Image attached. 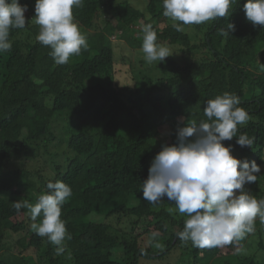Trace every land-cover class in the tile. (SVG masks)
I'll return each instance as SVG.
<instances>
[{"label":"trees","instance_id":"trees-1","mask_svg":"<svg viewBox=\"0 0 264 264\" xmlns=\"http://www.w3.org/2000/svg\"><path fill=\"white\" fill-rule=\"evenodd\" d=\"M126 1L84 0L73 8L87 49L57 65L50 47L36 39L35 0H20L28 7L26 27L11 29L12 48L0 52V264H140L141 258L160 260L175 249L194 264H264L244 254L248 244L253 248L254 232L227 244L232 254L220 255V246L187 245L178 238L186 219H176L175 202L165 197L154 205L142 197L151 162L162 145L175 143L181 118L185 125L206 120V102L225 92L238 96V106L249 114L237 135L246 133L254 143L252 148L236 145V138L223 143L232 147L234 158L255 161L264 180V29L247 21L246 0H234L226 17L198 25L165 17L163 0H148L147 12ZM148 23L156 43L180 55L170 53L151 64L140 58L135 72L127 57L116 60L112 38L144 56L141 25ZM228 23L235 30L223 37L219 30H227ZM149 68L155 74L141 79L139 70ZM52 145L62 153L50 152ZM37 155L46 157L48 168L28 170L25 162ZM16 159L21 164L13 171ZM58 180L72 190L61 211L71 236L63 254L30 227L42 217L33 221L26 208L17 212L13 206L21 199L35 204L48 191L47 183ZM259 181L257 200L264 199ZM124 219L131 221L132 233L119 235L117 228L113 233L111 221L117 225ZM144 221L154 233L144 230ZM261 225L254 221L264 250ZM139 228L143 231L136 233ZM11 233H25L16 252L4 245Z\"/></svg>","mask_w":264,"mask_h":264},{"label":"clouds","instance_id":"clouds-1","mask_svg":"<svg viewBox=\"0 0 264 264\" xmlns=\"http://www.w3.org/2000/svg\"><path fill=\"white\" fill-rule=\"evenodd\" d=\"M84 0H35V23L39 26L37 41L50 47L55 64H66L70 57L87 49L85 36L74 22L73 8L83 6ZM234 0H163V15L183 25L201 24L228 15ZM27 5L20 0H0V52L10 51L11 29L26 27ZM246 19L254 27L264 29V0H246L243 5ZM183 31L180 23H173ZM235 26L228 23L227 30L220 29L223 37L231 35ZM144 59L151 64L163 62L171 56L170 49L156 43L157 33L152 24H142ZM264 70V65H261ZM240 99L225 92L206 102L203 112L206 120L192 121L176 129L172 145H162L148 169L142 183V197L157 204L167 197L174 201L179 213L186 214L184 227L178 233L182 241H191L198 248L224 246L240 241L253 233L258 217L264 224V200H257L244 191L246 183H255L261 167L247 159L234 158L232 147L224 141L236 138L240 147L252 148L254 138L238 133V125L249 120L247 111L239 107ZM239 169V170H238ZM47 192L35 204L26 200L13 202L17 212L26 208L33 221L31 225L40 237L57 246L56 253L63 254L65 240L71 236L61 219L62 206L71 197L72 190L63 181L48 182ZM238 193V194H237Z\"/></svg>","mask_w":264,"mask_h":264},{"label":"rangeland","instance_id":"rangeland-1","mask_svg":"<svg viewBox=\"0 0 264 264\" xmlns=\"http://www.w3.org/2000/svg\"><path fill=\"white\" fill-rule=\"evenodd\" d=\"M119 1L125 2V0H119ZM126 2L130 3L136 9H138V10H140L142 12H147L148 0H127ZM79 29H80L81 33L84 36H86V32L83 29H81V28H79ZM191 29H192L191 26H187L185 28V30L193 36L194 34H193ZM112 44L115 45V48H116V51H117L116 60L117 61H121L122 57H124V58L127 57V59L125 60V63L127 65H131V68L136 72L137 69L139 68L138 67L139 65H138L137 61L140 58L144 57V56H142V53H137V52L133 51L132 49H130V50L127 49L124 46L123 43H117L116 42V38H112ZM170 53H171L172 56H179L180 55L179 53L175 52L174 50L171 51ZM141 69H144V67H141ZM0 71H1V65H0ZM154 72H155L154 68H152V69L149 68V70H146V71L145 70H143V71L139 70V77L141 79H146L147 77L148 78L151 77L152 74L154 75L155 74ZM83 107L86 108V105L83 106ZM60 134L61 133L58 132V136H60ZM48 149H49L50 152H53L54 154L55 153H62V151L55 150L57 148L55 146H53V145L48 147ZM20 161L23 164V162L25 160L21 159ZM20 164L21 163L16 159V160H14V162L12 163V165L10 167L14 171V169H16L18 167V165H20ZM44 166H47V168H48V166H49L48 165V161H47L46 157L41 158L39 155H37L36 158H33L32 156H29L28 157V161L25 162V167L28 170H31L33 172L37 171V169L42 168ZM262 177L263 176H261V174H258L257 180L258 181L260 180L261 182H264ZM258 185L261 187V191H264V184L263 185L258 184ZM244 191L248 192L249 194H251L254 197H257L258 195L261 194L260 191L256 190L255 183H246L244 185ZM261 200H264V199H261ZM178 216L180 218H178L176 216V219H182V218L183 219H187L186 214L179 213ZM96 218L95 217H90L91 220H95ZM255 221L260 222L258 217L255 219ZM111 223L113 224V230H112L113 233H116V228H117V231H118L119 235H122V234H125V233H129V234L132 233L131 232L132 231V226L130 225L131 221H129V219H124L122 222H120L117 225L114 224V221H111ZM31 225H32V223H30V227H31ZM144 225H145V227H144V230H145V228L147 227L145 221H144ZM147 228H150L149 230L153 231V233H154L153 227H147ZM259 228H260V230H262V233H263L262 237H264V224H262ZM142 231H143V229L139 228V230H136V233H140ZM24 234L25 233L16 235V234L11 233V238L10 239H6L4 241V245L9 246L12 249V251H13L15 249V247H16V242ZM251 239L255 240L253 248L250 249L251 245L248 244L247 247H246V250L244 251V254H246L247 257H255L256 258L255 260H257V261L264 262V250L258 246L259 237L257 236V232L254 231V234L250 237L249 240H251ZM189 244H190V241H187V245H189ZM144 248H149V247H144ZM13 252H16V250H14ZM220 252H222L220 255H226V254H232L234 252V250L229 248L227 245H224V246H220ZM176 263H178V264H194V261L190 258V255H185V256L180 255L179 256V253H178V251H176V249L172 250L168 254V256L163 257L160 260L159 259H152V258H150L148 260L145 257L141 258V260H140V264H176ZM199 264H203V263L200 262ZM208 264H217V262L216 261L214 262L212 260V261H209ZM218 264H222V262H218Z\"/></svg>","mask_w":264,"mask_h":264}]
</instances>
